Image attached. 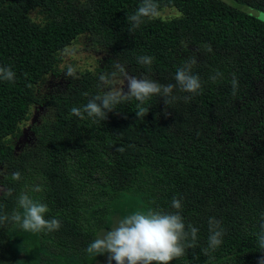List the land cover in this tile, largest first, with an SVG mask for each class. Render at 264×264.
<instances>
[{"label": "trees", "instance_id": "trees-1", "mask_svg": "<svg viewBox=\"0 0 264 264\" xmlns=\"http://www.w3.org/2000/svg\"><path fill=\"white\" fill-rule=\"evenodd\" d=\"M156 2L159 11L173 8L179 15L145 19L134 29L127 18L141 0H0V66L16 73L14 82L0 81V162L9 171L5 189H12L0 196V215H11L18 195L28 191L47 205L45 219L61 223L59 230L37 233L41 247L86 253L121 195L137 196L144 210L165 212L176 211V197L185 224L199 231L196 247L170 264H257L264 216V22L232 0ZM35 7L44 12L41 22L28 17ZM85 31L161 84H175L177 68L195 58L192 74L201 89H174L177 100L167 108L162 97H152L143 118L133 99L104 121L80 120L71 108L100 93L98 79L85 71L43 102L35 84L52 72L56 53ZM145 55L154 58L150 68L137 63ZM34 104L51 107V119L33 130L32 150L12 157L6 139ZM16 171L18 181L11 178ZM36 179L38 193L25 187ZM209 217L225 234L204 255ZM11 224L0 225L2 249Z\"/></svg>", "mask_w": 264, "mask_h": 264}, {"label": "clouds", "instance_id": "clouds-1", "mask_svg": "<svg viewBox=\"0 0 264 264\" xmlns=\"http://www.w3.org/2000/svg\"><path fill=\"white\" fill-rule=\"evenodd\" d=\"M160 16L159 5L156 0H141V4L134 14L127 19L132 28H139L145 19H156ZM205 50L212 52L211 45H205ZM153 57L140 56L137 63L149 68L153 63ZM196 59L192 58L181 67H178L174 76L175 84H161L153 80L149 75L143 74L139 78L129 75L127 67L118 61L114 62V71L102 73L99 76L98 87L102 91L88 100L83 107H72L71 115L80 120L92 119L93 122L104 121L107 114L116 110L117 106L131 100L138 101L137 117H144L148 109L143 107L145 102L152 97H162L166 108L177 100L174 89L180 92L197 94L201 89L198 75L192 74V66ZM68 77H74V71L69 68ZM221 73L211 77L213 81ZM16 73L10 66H0V81L14 82ZM125 81L127 91L124 90ZM233 95L238 88V81L233 75L231 81ZM167 115V112L165 113ZM123 151V149H119ZM15 181L21 179L20 172L12 173ZM39 185L34 186L32 192H40ZM0 191L5 196L12 195V189ZM17 208L11 215H0V225L12 222L25 232L38 233L44 230L49 232L59 230L61 223L58 219L47 220L44 218L49 211L46 204L39 202L29 195L28 191H22L16 200ZM171 207L175 212H165L160 209H138L120 218L116 225L98 236L88 244L85 252L92 258L106 254L107 264H170L175 259L186 255L187 249L196 247L199 229L191 224H185L182 215V199L173 197ZM261 231L257 234L258 247L262 255L257 264H264V216L261 217ZM209 236L207 247L202 249L204 255L209 251H215L222 244L225 230L221 222L215 217L208 218Z\"/></svg>", "mask_w": 264, "mask_h": 264}, {"label": "rangeland", "instance_id": "rangeland-1", "mask_svg": "<svg viewBox=\"0 0 264 264\" xmlns=\"http://www.w3.org/2000/svg\"><path fill=\"white\" fill-rule=\"evenodd\" d=\"M232 1L244 6L249 5L250 11L255 12L258 18L264 22V3L261 0ZM159 12L160 17L179 15L178 11L173 8H163ZM44 16V12L38 7L30 9L28 12V17L36 23L43 21ZM91 36L87 31L80 33L56 53L54 67L51 68L54 74L49 71L43 76L44 79L34 86L35 94L43 102H45L47 95L51 92L63 90L74 83L76 84L80 75L85 71L89 72L94 79L95 77L98 79L102 73L113 72L114 62L116 61L127 67L129 75H135L139 78L144 74L135 68L134 65L125 63L113 50L97 42ZM69 68L74 71V77L66 75ZM150 77L155 80L153 75H150ZM124 90L127 91L126 81ZM101 91L102 89L99 87V92ZM51 111L52 108H48L47 104H34L30 106L24 120L18 123L15 134L6 139V142L12 145V157H17L19 153H27L33 149L35 145L33 133L43 125L42 123L50 121L52 116ZM8 172L5 164L0 162V189L6 190L5 185L9 180ZM36 182L38 183L39 180L36 179L33 185H26L25 187L31 190L34 186L39 185ZM3 193V191H0V196ZM138 209H143V207L137 196L121 195L111 204L103 224L104 227L98 229L95 233L96 238L114 227L120 218ZM6 235L7 238L4 241L5 247L4 249L0 247V264H107L106 254L92 258L87 253L79 251L60 252L52 246L44 249L39 243L37 233L25 232L14 223L9 226ZM112 264H115V261Z\"/></svg>", "mask_w": 264, "mask_h": 264}]
</instances>
